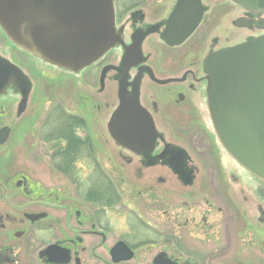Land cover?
Masks as SVG:
<instances>
[{"label":"flooded vegetation","instance_id":"obj_1","mask_svg":"<svg viewBox=\"0 0 264 264\" xmlns=\"http://www.w3.org/2000/svg\"><path fill=\"white\" fill-rule=\"evenodd\" d=\"M110 1L115 38L104 55L77 69L42 59L33 64L44 65L41 104L33 103L31 94L30 77H37L28 69L31 53L20 49L23 69L14 59L15 42L0 23V68L8 77L0 91V129L8 128L0 143V156L8 146V169L0 160V264H255L252 256L218 246L229 245V237L208 225L202 208L209 205L207 185L218 166L204 135L186 132L190 144L203 148L199 161L206 163L209 179L206 170L189 162L188 149L165 135L172 128L180 137L200 129V104L207 105L206 55L223 48L225 39L232 44L235 29L263 34L264 12L232 0H198V7L194 0ZM199 7L192 32L179 44L167 43L163 34L171 18V32H184ZM48 77L74 80L71 88L76 79L91 77L81 81L83 90L77 86L81 107L63 93L49 99L51 86L62 81ZM128 98L150 115L155 129L153 145L141 153L107 130L111 113ZM101 99L105 112L116 102L104 128ZM39 113L32 136V116ZM22 116L24 134L13 138V125ZM102 130L120 148L113 171L101 159L107 160V153L98 151L109 140L98 133ZM228 178L239 185L236 175ZM121 189L130 192L128 203ZM230 191L236 201L238 192Z\"/></svg>","mask_w":264,"mask_h":264},{"label":"water","instance_id":"obj_2","mask_svg":"<svg viewBox=\"0 0 264 264\" xmlns=\"http://www.w3.org/2000/svg\"><path fill=\"white\" fill-rule=\"evenodd\" d=\"M233 1L264 11V0ZM196 10L184 32H171V18L163 34L167 43L177 44L189 35L201 16V8ZM0 22L24 47L69 65L96 58L115 38L110 0H0ZM204 68L208 110L219 139L243 167L264 181V34L213 51ZM7 79V70L0 68V90ZM108 131L136 153L155 140L151 117L133 98L114 110ZM7 135L8 128L0 129V143Z\"/></svg>","mask_w":264,"mask_h":264},{"label":"rangeland","instance_id":"obj_3","mask_svg":"<svg viewBox=\"0 0 264 264\" xmlns=\"http://www.w3.org/2000/svg\"><path fill=\"white\" fill-rule=\"evenodd\" d=\"M256 33L257 32L248 31L245 28L235 29L234 30L235 38L233 37L234 40L232 41V44L231 43L229 44V42L227 43L225 39L224 41L225 45L223 47H228V46L234 45L235 43L242 42L243 40H246V37L249 35L251 37L252 36L254 37ZM15 45L18 46L16 43ZM16 46H15L16 57L14 59L16 63L24 69L26 65L24 61L25 59L23 58V53L19 52L20 49L22 50L24 49L22 47L19 48V46L18 47ZM105 51L107 52V49ZM31 55L33 56V57L31 56V67L29 63L28 69H31L30 72H34L35 75H37V77H30L33 83L31 94L35 96L33 98L34 99L33 103L36 99V102L41 104L40 95L42 94L44 90L43 81L45 77H39V76L41 75V73H44V71L41 68L44 65L40 66L39 64H37L36 65L37 69L34 68L35 66H33V64L37 60L39 61V59H42V58L39 57L37 53L36 54L31 53ZM42 60H44V62L45 61L50 62L49 60H46V59H42ZM53 64H56V63L54 62ZM64 68H68V67H64ZM64 78L65 77L63 78L62 77H57V78L50 77L49 78V80L58 79L57 81H60V80L62 81V85L54 84V86L52 87L49 84L51 86V89H53L52 95L49 97V99L53 100L57 95H61L63 93V95L67 96L69 99H73L78 105H80V103L77 100V96L80 95L78 88L80 89V91L83 90L81 81L87 80L89 82L91 77H87V78L81 77L80 79H76L75 85L72 87L76 89L75 93H73V89L70 87L71 82L74 80L68 83L66 82ZM61 88L64 91L62 92L59 91ZM108 100L109 99H107V101ZM45 104L46 103H44V105ZM103 104H104L103 100L101 99L100 105H101L102 111L105 109L104 108L105 105ZM49 105H51V103H49ZM114 105H116V102L114 104L111 103L109 108L107 109L108 111L106 112L103 111V114L101 115L99 119L101 120V125L103 128L105 126L104 122L105 123L107 122L108 113L112 110ZM200 106H202L200 111H198L200 120L202 122V126H199L200 129L192 130V131L186 130L185 133H183V137H182V134L180 133L181 134V137H180L179 135L175 134V130L172 128L170 130L169 129L166 130L165 136L168 138L171 137L172 142L177 141L183 147H186L191 157L189 162H191V164L195 163L198 169H203L204 171L206 170L208 174L209 171L206 168L207 167L206 163L203 161H202L203 163L199 161L201 160V157H199L198 151L199 150L202 151L203 148L201 147L199 149H196L195 146L197 147V145L190 144L187 140L188 135L186 132H188L189 134H193V135H200V134L204 135V137L206 138L205 144L206 143L210 144V147L212 149V156L216 154V161H217V166H218L216 167V165H214L216 167L214 169L217 170V174H214L213 177H211L213 181L212 185L209 186L206 184L207 194L205 198L209 199V205L205 206V209L204 207L202 209L204 213L207 214V217L209 219L208 225L212 223L213 227H216L217 232L215 233L217 235H221V238L229 237L228 238L230 240V242L228 241L229 245L225 241L221 242V244L217 243L218 246H221L222 249L229 250L230 252L234 251V253H238L241 255H244L245 253L248 256H252L255 258V264H264V195H263L264 183H262L261 181H258L256 178H254V176L249 174L248 171L245 168H243L241 165H239V163L235 161V159L229 154V152L226 149H224V147L222 146V144H220L218 140L219 139L218 134L215 130V127L209 115V111H208V107L206 103L200 104ZM80 107L81 105L79 106V108ZM40 114L41 113H39L36 118H33L32 116V129H31L32 136L34 134V130H36V128L38 127ZM192 117L194 120V114H192ZM24 118L25 117L22 116L21 119H19L17 123L13 125L14 133L11 135V137L17 138V137H21L22 134H24L22 131L23 129L22 127L24 124ZM4 121H6V119ZM19 121H20V127H19ZM1 124H4V122L0 115V125ZM79 124L80 126H83L82 123H79ZM50 126L52 128H55L54 121L53 123H51ZM83 132H84V128L80 127L79 136L83 135ZM98 133H101V137H106L109 139L108 134L104 130L99 131ZM200 136L204 138L202 135ZM7 147L8 146H5V148L3 149L2 155L0 156V160H2V163H1L2 169L3 168L8 169V163H7L8 154L6 151ZM119 149L120 148L117 147L114 144V142L111 141V139L108 140L107 146H100V150L98 151L107 153V160L106 158L105 159H103V157L101 158L104 161V163L107 164V170L113 171L114 169L117 168L116 165L119 162V160H117V156L115 152ZM207 174L205 173L206 177L203 176L205 177V179L206 178L209 179V174L208 175ZM230 175H236L239 178L238 186L234 184L228 178ZM202 180L204 181V179ZM120 186H122V184ZM231 188L234 191L238 192L237 193L238 196L236 195V201L232 200L231 191H230ZM121 192H123L122 196H124L123 202L128 203L126 199L130 195V192H128L127 190H123V189H121Z\"/></svg>","mask_w":264,"mask_h":264}]
</instances>
